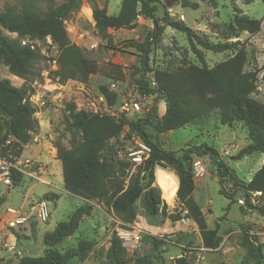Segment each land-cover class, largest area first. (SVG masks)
Segmentation results:
<instances>
[{
	"label": "trees",
	"instance_id": "16d2710c",
	"mask_svg": "<svg viewBox=\"0 0 264 264\" xmlns=\"http://www.w3.org/2000/svg\"><path fill=\"white\" fill-rule=\"evenodd\" d=\"M18 10L5 7L0 12V27L17 35V40H10L0 34V64L7 67L9 73L28 82L34 76V66L40 60L38 51L20 43L21 38L41 42L50 36L57 46V70L53 72L58 82L78 80L86 84L91 75L103 73L117 81L123 80L120 66L107 63L99 67L97 61L89 58L68 37L64 21L80 9L82 0H65L55 4L54 0H16ZM212 7L217 0H199ZM252 1V0H247ZM264 2V0H262ZM162 0H121L118 13L108 15L106 7H95L92 19L101 29L120 27L131 29L137 17L149 19L153 30L147 33L141 42L130 41L128 46L140 53V65L143 71H151L149 55L153 47L160 42L163 26H169L184 33L199 65L184 64L173 71H153L152 80L155 86L150 93L156 96L152 107L145 118L138 115L120 116L116 120L105 113H90L77 110L73 103L66 105L70 116L68 125L72 132L68 146L60 141L55 143L57 159L61 163L63 186L67 193L87 201L104 202L113 214L123 223L132 224L137 215V202H140L146 216L166 215L167 205L161 199V191L154 185V169L157 165L173 171L177 177L175 197L182 211L198 228L201 245L206 250H215L221 244L219 225L209 228L206 217L193 198L195 182L192 177L194 158L207 157L216 170L220 193L231 200L235 192L245 199L246 207L254 208L264 217V162L248 182L232 179L236 190L228 194L223 186L230 176V169L215 149L206 144L197 145L178 156L161 148L149 139L145 131L147 125L157 134L175 131L188 125L205 121L210 114L216 113L221 125L241 124L247 132L248 143L237 154L236 158L260 154L264 157V100L252 97L256 89L257 73L245 71L247 53L237 48L238 41L233 43H211L201 40L194 31L182 21L169 17L165 11L161 19L156 17L158 5ZM37 4H45V11L36 9ZM182 8L197 10L199 5L192 0H179ZM261 22L246 16L235 15L228 25L233 35L248 32L253 35L259 32ZM195 44L213 53L233 50L232 57L209 68L196 49ZM109 48V47H108ZM114 49V47H110ZM26 85L15 86L9 79H0V116L3 133L0 137V156L14 162L22 155L24 147L30 143L38 131L39 124L34 116L35 110L23 99L29 93ZM109 106L118 105L117 92H110L107 86L99 89ZM157 100L165 103V112L157 115ZM125 128V136L122 133ZM132 136L140 138L150 147L149 158L136 167L135 173L129 175L130 164L115 157L116 148L123 149ZM125 139V141L123 140ZM8 141V143H7ZM231 177V176H230ZM11 187H20L23 175L11 169ZM260 193L262 198L258 206L250 205L251 194ZM45 200L55 201L57 196L45 194ZM92 206L83 204L77 207L64 221L58 222L51 232L43 235V242L49 248L41 257L23 255L16 264H70L73 261H84L94 248L92 240H78L74 247L64 252L55 249L65 239L79 229L84 217L90 216ZM174 220V218H173ZM175 220H177L175 218ZM151 252L135 256L133 264H165L159 252L163 241L149 238ZM253 246V245H252ZM257 251L256 263L261 264L262 255ZM155 253V254H153ZM106 258L110 264H126V250L117 233H113ZM184 264H188L184 260Z\"/></svg>",
	"mask_w": 264,
	"mask_h": 264
},
{
	"label": "rangeland",
	"instance_id": "374dc122",
	"mask_svg": "<svg viewBox=\"0 0 264 264\" xmlns=\"http://www.w3.org/2000/svg\"><path fill=\"white\" fill-rule=\"evenodd\" d=\"M54 1L57 5L65 0ZM192 1L198 3L197 10L182 8L179 5V0H162L158 5L156 17L161 19L166 11L171 19L182 21L203 41L211 43H233L238 41L237 48H243L247 53L244 70L257 73L256 89L252 97L259 101L264 100V2L262 0H217V6L214 8L199 0ZM120 3L121 0H82L80 9L71 14L65 20L64 25L69 40L86 53L89 58L95 59L99 67H105L107 63L120 66L123 72L122 81L98 73L91 75L86 84L78 80H69L65 83L58 82V78H54L53 72L56 69L52 67L50 59L51 56L55 57L57 52L55 50L44 51L43 54L41 49H46L44 40L38 43L42 58L35 64V74L29 80L30 82L11 75L7 67L0 64V79H9L15 86L27 85L28 83L43 86L46 83L43 99L46 100L47 105L43 109L50 110L47 116L50 118L51 133L47 138L54 148L57 141H60L64 146H68L72 136V132L68 129L71 121L66 110L68 103H73L77 110L93 111L91 104L97 106V103H99L100 87H108L109 83L114 81L117 82L116 92L119 99L128 97L139 99L142 112L138 116L145 118L147 111L152 107L153 100L156 99V96L149 92L150 84H148L152 81L153 71H173L184 64L199 65L186 35L165 26L160 21L158 24L163 26V32L159 44L152 48L149 55L151 71H143L140 65V53L134 48H130L128 43L130 41H143L147 33L153 30L152 21L137 17L131 29L120 27L101 29L92 19V10L95 7H106L108 15H116ZM6 6L16 10L20 8V4L16 0H0V12ZM35 8L45 11L46 6L45 4H37ZM235 15L259 20L261 22L259 32L253 35L248 32H239L233 35L228 31V25ZM0 34L7 39L17 40L16 34L9 33L1 27ZM22 39L26 38L20 40ZM110 47H114V49ZM195 47L202 53L203 59L209 68L232 57L234 54L233 50L213 53L197 44H195ZM164 107V101L157 100L158 117L163 115ZM144 126L151 141L156 142L166 151L176 153L178 156H181L185 150L202 144L215 149L218 156L223 159L231 171V177H227L223 182L224 189L228 194L236 190L233 186V178L248 182L260 166L261 156L258 153L236 158L238 152L248 143L247 132L238 123L231 126L221 125L216 113L210 114L201 123H195L162 134L155 133L147 125ZM125 131H127V128L122 133V137L125 136ZM2 133V117L0 116V137ZM194 161H199L205 172L201 179L195 182L197 184H195L193 198L205 215L209 228L222 225L219 231L222 241L217 249H204L201 245L197 226L192 221V223L187 224L181 222L184 211L177 202L175 194L172 204L163 199L161 187L156 181V171H160L164 176L174 177L177 184L178 181L172 170L157 165L154 169V185L159 187L161 199L167 205L166 215L146 216L140 202H137V215L132 224L121 222L104 202L87 201L76 195L70 197L50 187L53 184L61 189L59 177L50 178L48 176L47 179L51 184L46 182L31 185L32 188L28 192L33 200L31 204L36 202L37 198H43V195L50 192L61 194L60 199L58 202L46 200L50 217L45 223L33 222L27 226L24 232L8 228L2 229L3 241L19 250L21 255L11 256L7 251L4 257L0 256V264H12V260L15 259L17 262L23 255L43 256L49 248L43 242V235L52 231L58 222L66 220L70 213L83 204L92 206L90 216L84 217L76 233L65 239L55 249L64 252L74 247L78 240H92L95 245L84 261L76 260L70 264H110L106 258V251L113 233L118 234L124 229L132 228L140 232V240L137 243L126 242L124 246L126 264H133V260L138 254L151 252L150 237L164 242L160 246L159 252L167 262L186 257L194 251L199 252V249L202 248L203 251H200L202 257L200 264H255V255H257L255 249L258 248L259 253L262 255L261 264H264V217L254 208L239 206L237 202L241 198L239 192H235L231 200L220 193L215 167L207 157H195ZM131 173H135V170ZM10 185L7 187L0 183V208L2 209L7 206L19 207L23 195L26 194L27 187L30 186L29 183L20 187H11ZM6 188H10V194L6 192ZM253 198L255 206L261 204L262 198L259 194L254 193ZM187 263L189 264L188 261Z\"/></svg>",
	"mask_w": 264,
	"mask_h": 264
},
{
	"label": "built area",
	"instance_id": "2783aa9c",
	"mask_svg": "<svg viewBox=\"0 0 264 264\" xmlns=\"http://www.w3.org/2000/svg\"><path fill=\"white\" fill-rule=\"evenodd\" d=\"M65 23V21H64ZM44 41L45 44V50L41 49L42 53L44 54V51L49 52L55 50L58 54L57 46L53 43L50 36H47ZM21 45L23 46H29L32 50L40 51L38 46V41L30 40L28 38L20 40ZM40 53V52H39ZM50 57L52 67L57 70V63H56V57ZM151 85L155 86L154 81H151ZM26 86L30 88L28 95L25 99H23L24 103H28L33 107L35 110L34 116H37V113L39 109L45 108L47 103L46 100L43 99L45 93L44 90H46V83L41 85H34L32 83H28ZM108 90L110 92H116L117 90V82L111 81L108 86ZM31 91H33L31 93ZM99 103L96 105L91 104V109H94L93 111H86L83 109V111L90 112V113H105L110 116H112L115 120L124 115H138L142 112V107L140 105L139 99H132L130 97L119 99L118 105L109 106L104 97L99 94ZM123 138V137H122ZM125 141V139H123ZM8 143V141H7ZM115 157L125 160L130 164V172L129 175H131L136 167L141 166L150 156V147L146 145L140 138L136 136H132L128 141H126V144L123 146V149L116 148ZM35 168V162L31 159H24L20 160L17 159L14 162L8 161L6 158L0 156V183H2L5 186H9L11 184L10 182V172L11 169H14L21 174L31 172ZM204 167L201 165L199 161H194L192 164V177L194 182L201 179V177L204 175ZM259 194L260 193H255ZM253 196L254 194H251L249 197V203L250 205L254 206L253 203ZM239 206H246V202L244 198H239L237 200ZM186 211H184L181 222L184 224L190 223L191 220L185 216ZM50 217V212L47 206V202L45 199L40 198L36 200L33 204H30L29 206H19V207H8L4 213L0 216V242L1 246L5 247L7 251L10 253L11 256L13 255H21V252L19 250H16L13 247H8L7 242L3 241V228H8L10 230H21L23 228H26L28 225H31L33 222L38 223H45ZM192 223V222H191ZM119 238L122 241L123 246H125L126 242H132L137 243L140 240V232L134 228L132 229H124L121 233L117 234ZM203 249H199L198 251H194L192 253H189L186 257H182L185 260L189 262V264H200V261L202 260L201 252ZM21 258V257H20Z\"/></svg>",
	"mask_w": 264,
	"mask_h": 264
},
{
	"label": "crops",
	"instance_id": "0c3cea01",
	"mask_svg": "<svg viewBox=\"0 0 264 264\" xmlns=\"http://www.w3.org/2000/svg\"><path fill=\"white\" fill-rule=\"evenodd\" d=\"M49 111H50L49 109H43V108L39 109L37 116H36L38 124H39L38 131L36 132V134L33 135L31 142L28 143L24 147L22 155L20 157V159H32L35 162V168L33 170H31V172L22 174L23 175V182H22L21 186H25L26 183H29L30 186L27 187L26 194L23 195L20 206H22V205L27 206L33 202V200L28 195V192H30V190L34 184H36V183L42 184V183H46V182L48 184H51V182H49V180L47 179L48 176H50V178L51 177H53V178L59 177L60 182H61V186H62L61 189L59 187H55L53 184L50 187H53V188L59 190L60 192L67 194L70 197L72 196L69 193H67L64 189L61 163L57 159L56 149L51 145L49 139L47 138L49 136V134L51 133L50 118L47 116ZM164 112H165V107H164ZM260 156H261L260 157L261 162H260L259 168L261 167V165L264 162V157L262 155H260ZM195 184H197V183H195ZM6 192L8 194H10V188L9 189L6 188ZM194 192H195V190H194ZM194 192H193V194H194ZM50 194L56 195L57 199H55V201H57V202L59 201L61 194H58L56 192H54V193L50 192ZM38 199H40V198H37L36 200H38ZM8 207H10V206H7L3 209L0 208V215L2 213H4V211ZM221 228H222V225L220 224L219 231L221 230ZM26 229H27V227L21 229L20 231L24 232V231H26ZM0 244H1V242H0ZM7 245H8V247H13L9 243H7ZM6 253H7V249H5V247L0 245V256L4 257ZM16 263L17 262L15 259L12 260V264H16Z\"/></svg>",
	"mask_w": 264,
	"mask_h": 264
},
{
	"label": "bare ground",
	"instance_id": "6f19581e",
	"mask_svg": "<svg viewBox=\"0 0 264 264\" xmlns=\"http://www.w3.org/2000/svg\"><path fill=\"white\" fill-rule=\"evenodd\" d=\"M156 181L161 187L163 199L167 203H171L177 187L176 179L164 176L160 171H156Z\"/></svg>",
	"mask_w": 264,
	"mask_h": 264
},
{
	"label": "water",
	"instance_id": "95a60500",
	"mask_svg": "<svg viewBox=\"0 0 264 264\" xmlns=\"http://www.w3.org/2000/svg\"><path fill=\"white\" fill-rule=\"evenodd\" d=\"M184 258H177V259H175L174 261H168V262H166L165 264H184Z\"/></svg>",
	"mask_w": 264,
	"mask_h": 264
}]
</instances>
